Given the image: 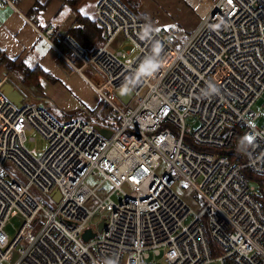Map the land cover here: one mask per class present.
I'll use <instances>...</instances> for the list:
<instances>
[{
    "label": "built area",
    "instance_id": "built-area-1",
    "mask_svg": "<svg viewBox=\"0 0 264 264\" xmlns=\"http://www.w3.org/2000/svg\"><path fill=\"white\" fill-rule=\"evenodd\" d=\"M94 19L104 42L91 51L63 24L36 30L118 118L98 124L109 137L83 118L59 121L25 94L18 106L2 91L16 87L10 73L0 75V264H264V209L245 174L264 177V122L253 108L264 93V0H216L179 48L122 0H97ZM192 117L196 129L186 125ZM29 130L46 150L27 148ZM238 132L245 147L235 162L220 150ZM89 177L101 180L91 186ZM193 195L204 202L197 212ZM18 214L10 239L4 227ZM87 228L96 234L85 241Z\"/></svg>",
    "mask_w": 264,
    "mask_h": 264
},
{
    "label": "rangeland",
    "instance_id": "rangeland-1",
    "mask_svg": "<svg viewBox=\"0 0 264 264\" xmlns=\"http://www.w3.org/2000/svg\"><path fill=\"white\" fill-rule=\"evenodd\" d=\"M138 2L136 12L142 19H148L155 25L164 26V28L170 29L174 33L176 40L175 46L179 48L190 35L189 28L191 25H195L200 21L205 12L209 9L210 5L206 4L198 5V0H134ZM216 1V0H215ZM214 1V2H215ZM203 2H208L203 0ZM84 14L88 16L93 15V3L89 2L83 7ZM76 15V14H75ZM192 26V27H193ZM126 48L130 49L132 56L136 55V50L132 45L126 42ZM46 51L51 49L50 46L45 45ZM55 59V60H54ZM53 59L51 63V69L45 74L39 76L40 87L37 88L34 84L28 81H21V75L17 73L16 68L2 67L0 69V75L10 73V77L16 84V87L25 94L29 101L37 102L39 105L45 107L49 112L57 118L59 121H69L75 118H83L97 124H103L104 122L113 121L115 114L109 111L104 105L102 97L94 89V87L81 75L77 73H70L65 67ZM15 63H19L16 62ZM47 74V75H46ZM86 75L95 83H98V79L93 75L91 70L86 71ZM29 89L30 91H28ZM253 108L259 111L262 115L256 121L257 125H262L264 122V93L260 99L254 104ZM186 125L193 129H196L199 125V121L196 117L188 118ZM27 140L25 145L29 149H36L38 152H43L48 146V141L39 133L34 130L26 132ZM32 137V139H29ZM18 177L20 182L26 183V180L22 174L10 163L7 165ZM165 165L162 164L159 171L161 172ZM101 179L89 177L87 183L91 186L97 184ZM111 189L108 182L101 185L98 190V194L103 196ZM180 191L181 188H178ZM33 194H37L35 189H32ZM122 195L114 194L112 198L116 201L120 200ZM198 201L199 206H194L193 209L197 212L204 204L203 199L197 195H193ZM105 213H98L93 219L94 223H98ZM191 217L186 220V223L190 221ZM24 218L21 214L12 216L6 223L4 230L12 239L16 232L23 224ZM207 235L212 240L214 256L220 254V250L214 240L210 230V225L207 221L203 220ZM163 264L165 262L160 260ZM216 264H219L216 262Z\"/></svg>",
    "mask_w": 264,
    "mask_h": 264
},
{
    "label": "crops",
    "instance_id": "crops-1",
    "mask_svg": "<svg viewBox=\"0 0 264 264\" xmlns=\"http://www.w3.org/2000/svg\"><path fill=\"white\" fill-rule=\"evenodd\" d=\"M207 1L205 3L198 0L197 4L208 6L215 0ZM96 2L97 0L93 2V15L89 16L92 19ZM39 4L44 5V8L35 14L31 13ZM75 20V13L63 7V0H0V49L16 62H24L29 67L40 66L45 71L52 70L51 63L55 53L53 49L46 51L45 45L48 44L36 29L42 30L49 25L63 24L64 28L69 30ZM144 20L150 22L148 19ZM198 23L199 21L194 26L191 25L189 33L194 31ZM110 122L108 120L103 124Z\"/></svg>",
    "mask_w": 264,
    "mask_h": 264
},
{
    "label": "trees",
    "instance_id": "trees-1",
    "mask_svg": "<svg viewBox=\"0 0 264 264\" xmlns=\"http://www.w3.org/2000/svg\"><path fill=\"white\" fill-rule=\"evenodd\" d=\"M96 0H63V7H67L68 10L76 14V20L74 24L69 28L68 34H70L81 46L86 48L88 51H91L104 42L103 33L101 27L96 23L95 19H92L88 15L84 14L83 7L91 2L93 3ZM128 8H130L135 14L138 2L134 0H122ZM44 8V5H36L31 11L35 14L37 11H40ZM139 16V15H138ZM2 67L6 68H16L17 73L21 75V81H28L33 83L35 87L39 88V76L43 73V70L40 66L29 67L24 62L15 63L14 60L10 59L5 51L0 49V69ZM41 72V74H40ZM46 72V71H45ZM47 75V74H46ZM118 118L115 116V119L112 121V125H117ZM244 142L242 140L241 133H237L234 137L232 143L220 150L221 153L227 155V157L235 162L243 160L244 157ZM207 150H212L210 148H204ZM252 181H254L259 190L258 199L264 209V177L256 174L245 173Z\"/></svg>",
    "mask_w": 264,
    "mask_h": 264
},
{
    "label": "water",
    "instance_id": "water-1",
    "mask_svg": "<svg viewBox=\"0 0 264 264\" xmlns=\"http://www.w3.org/2000/svg\"><path fill=\"white\" fill-rule=\"evenodd\" d=\"M2 91L4 93V95L11 101H13L15 104H17L18 106H20L22 104V99H23V95L22 93L11 83V82H6L3 86H2ZM117 95L120 96L122 98V100L126 103L128 102V100L130 99L131 95H132V91L128 88V87H124L120 90L117 91ZM95 127L106 137H109L112 134V130L102 127L98 124L95 125ZM54 198L56 200H59L60 198V193L59 191L56 189L54 194H53ZM103 220H101L98 224V230H101L103 227ZM95 232H93L90 228H87L82 237L85 241H87L88 239H90L91 237L95 236Z\"/></svg>",
    "mask_w": 264,
    "mask_h": 264
},
{
    "label": "bare ground",
    "instance_id": "bare-ground-1",
    "mask_svg": "<svg viewBox=\"0 0 264 264\" xmlns=\"http://www.w3.org/2000/svg\"><path fill=\"white\" fill-rule=\"evenodd\" d=\"M19 90V89H18ZM20 91V90H19ZM21 92V91H20ZM22 93V92H21ZM22 95H23V93H22Z\"/></svg>",
    "mask_w": 264,
    "mask_h": 264
},
{
    "label": "snow or ice",
    "instance_id": "snow-or-ice-1",
    "mask_svg": "<svg viewBox=\"0 0 264 264\" xmlns=\"http://www.w3.org/2000/svg\"><path fill=\"white\" fill-rule=\"evenodd\" d=\"M250 139V138H249Z\"/></svg>",
    "mask_w": 264,
    "mask_h": 264
}]
</instances>
